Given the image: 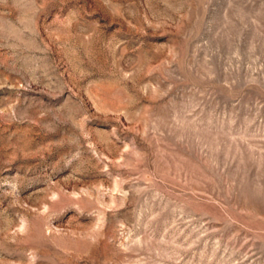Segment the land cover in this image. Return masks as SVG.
<instances>
[{
	"label": "rangeland",
	"instance_id": "obj_1",
	"mask_svg": "<svg viewBox=\"0 0 264 264\" xmlns=\"http://www.w3.org/2000/svg\"><path fill=\"white\" fill-rule=\"evenodd\" d=\"M0 264H264V0H0Z\"/></svg>",
	"mask_w": 264,
	"mask_h": 264
}]
</instances>
